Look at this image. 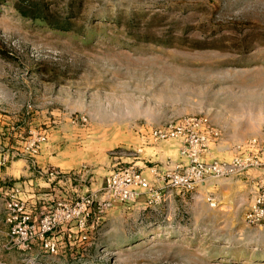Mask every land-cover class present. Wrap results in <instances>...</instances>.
<instances>
[{
  "label": "rangeland",
  "instance_id": "1",
  "mask_svg": "<svg viewBox=\"0 0 264 264\" xmlns=\"http://www.w3.org/2000/svg\"><path fill=\"white\" fill-rule=\"evenodd\" d=\"M189 117L207 121L204 161L264 138V0H0V144L33 166L0 194V264H264V225L246 221L262 171L193 193L162 179L190 163L152 132ZM133 166L155 193L100 213L108 177ZM12 194L29 223L9 221ZM89 195L85 226L39 229L48 199Z\"/></svg>",
  "mask_w": 264,
  "mask_h": 264
},
{
  "label": "built area",
  "instance_id": "2",
  "mask_svg": "<svg viewBox=\"0 0 264 264\" xmlns=\"http://www.w3.org/2000/svg\"><path fill=\"white\" fill-rule=\"evenodd\" d=\"M206 120L189 117L184 118L176 123H170L160 127L152 132V138L155 141H165L172 138H179L182 143V154L189 160L190 165L186 167L183 173L167 174L164 181L168 179V185L180 189L187 193H193L198 187L206 184L208 180H216L221 175L228 173L239 174L248 170H260L262 176L259 177L256 184V192L253 195L250 209L246 215V221L250 225H264V138L260 141L251 142L242 150L233 163H221L219 161L208 162L201 159V154L206 151V146L200 144L198 129L205 126ZM44 137L32 141L28 149L32 154H38L40 143ZM27 153V152H26ZM18 156V155H16ZM15 156L5 157L1 166H5ZM153 169L151 172L160 176ZM42 176H48L49 182L59 180L58 184L64 183L72 186L75 175L58 169H47L41 171ZM151 192L155 193L154 187L146 177L136 167H127L114 172L106 181V193L108 200L100 204L97 208L100 213L114 207L117 203H130L138 199L142 194ZM44 203L39 229L47 234L54 229H60L73 223H80L83 227L86 225V219L90 216L96 200L92 196H82L75 199L55 200L48 199ZM212 198H209V201ZM8 209L11 212L9 221L18 222L20 226L31 221V215L24 203L18 200L17 194L10 195ZM15 214L17 217H15ZM13 215V216H12ZM22 221V222H21ZM25 240L28 236L25 235ZM49 251L56 252L54 244L47 243Z\"/></svg>",
  "mask_w": 264,
  "mask_h": 264
},
{
  "label": "crops",
  "instance_id": "3",
  "mask_svg": "<svg viewBox=\"0 0 264 264\" xmlns=\"http://www.w3.org/2000/svg\"><path fill=\"white\" fill-rule=\"evenodd\" d=\"M1 143V141H0ZM13 149V148H12ZM16 149V148H14ZM11 152V149H5L1 147L0 144V162L5 158L9 157L11 155L15 156V158H12L10 162H8L5 166L0 165V194L4 190V187L7 185L8 182L15 181L17 179H20V177H30L33 176V171L29 160L26 158V154ZM18 155V156H16ZM39 162V161H38ZM262 176V175H261ZM32 182H25V186L29 187V184ZM15 185L22 186L20 183H15ZM68 189L72 191V186L67 184Z\"/></svg>",
  "mask_w": 264,
  "mask_h": 264
},
{
  "label": "trees",
  "instance_id": "4",
  "mask_svg": "<svg viewBox=\"0 0 264 264\" xmlns=\"http://www.w3.org/2000/svg\"><path fill=\"white\" fill-rule=\"evenodd\" d=\"M22 16H27V13H24L23 11H21Z\"/></svg>",
  "mask_w": 264,
  "mask_h": 264
}]
</instances>
